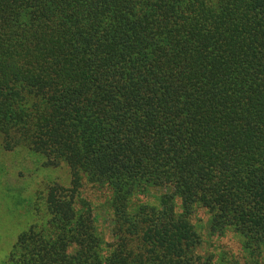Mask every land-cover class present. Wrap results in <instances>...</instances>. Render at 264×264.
I'll use <instances>...</instances> for the list:
<instances>
[{
  "label": "trees",
  "instance_id": "1",
  "mask_svg": "<svg viewBox=\"0 0 264 264\" xmlns=\"http://www.w3.org/2000/svg\"><path fill=\"white\" fill-rule=\"evenodd\" d=\"M0 136L71 179L5 264H264V0H0Z\"/></svg>",
  "mask_w": 264,
  "mask_h": 264
},
{
  "label": "rangeland",
  "instance_id": "2",
  "mask_svg": "<svg viewBox=\"0 0 264 264\" xmlns=\"http://www.w3.org/2000/svg\"><path fill=\"white\" fill-rule=\"evenodd\" d=\"M54 177L64 186L71 183L67 168L51 170L43 167V159L38 155L19 149L6 151L0 136V264H5L18 234L35 221L32 202L37 190ZM101 213H96L97 224L110 241L109 220L104 219L108 215ZM206 218V212L199 210L195 222Z\"/></svg>",
  "mask_w": 264,
  "mask_h": 264
}]
</instances>
